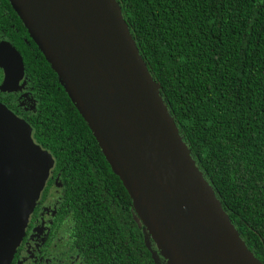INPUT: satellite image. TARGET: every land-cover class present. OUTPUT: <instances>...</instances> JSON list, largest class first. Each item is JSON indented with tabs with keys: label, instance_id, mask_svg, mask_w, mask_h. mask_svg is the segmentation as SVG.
<instances>
[{
	"label": "trees",
	"instance_id": "obj_1",
	"mask_svg": "<svg viewBox=\"0 0 264 264\" xmlns=\"http://www.w3.org/2000/svg\"><path fill=\"white\" fill-rule=\"evenodd\" d=\"M118 1L197 165L264 262V0ZM32 75L33 137L73 188L85 252L97 264H159L121 177L39 47Z\"/></svg>",
	"mask_w": 264,
	"mask_h": 264
},
{
	"label": "water",
	"instance_id": "obj_2",
	"mask_svg": "<svg viewBox=\"0 0 264 264\" xmlns=\"http://www.w3.org/2000/svg\"><path fill=\"white\" fill-rule=\"evenodd\" d=\"M10 1L167 264H264L192 156L119 1ZM16 66L18 55L0 61L2 89ZM54 163L31 124L0 101V264H11Z\"/></svg>",
	"mask_w": 264,
	"mask_h": 264
},
{
	"label": "flooded vegetation",
	"instance_id": "obj_3",
	"mask_svg": "<svg viewBox=\"0 0 264 264\" xmlns=\"http://www.w3.org/2000/svg\"><path fill=\"white\" fill-rule=\"evenodd\" d=\"M37 49V43L11 1L0 0V61L10 62L17 55L22 61V68L16 66L11 76L15 81L4 82L7 89L0 87V101L30 124L40 107L32 75ZM1 75L0 72V79ZM53 167L11 264H97L95 259L99 257L90 259L85 252L84 240L88 233L78 226L74 217L76 208L70 193L73 188L62 175L63 171L56 175Z\"/></svg>",
	"mask_w": 264,
	"mask_h": 264
},
{
	"label": "rangeland",
	"instance_id": "obj_4",
	"mask_svg": "<svg viewBox=\"0 0 264 264\" xmlns=\"http://www.w3.org/2000/svg\"><path fill=\"white\" fill-rule=\"evenodd\" d=\"M147 239H149L148 243L150 244V247H151V249L154 252V257L156 258L157 262L159 264H167V261H166L165 257L162 254H160L157 245L154 243L153 240H151L152 238L149 237Z\"/></svg>",
	"mask_w": 264,
	"mask_h": 264
}]
</instances>
